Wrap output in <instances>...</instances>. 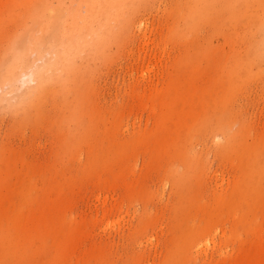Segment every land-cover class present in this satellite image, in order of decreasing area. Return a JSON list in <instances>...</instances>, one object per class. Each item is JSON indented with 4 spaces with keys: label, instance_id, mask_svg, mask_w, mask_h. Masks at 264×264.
<instances>
[{
    "label": "rangeland",
    "instance_id": "374dc122",
    "mask_svg": "<svg viewBox=\"0 0 264 264\" xmlns=\"http://www.w3.org/2000/svg\"><path fill=\"white\" fill-rule=\"evenodd\" d=\"M0 264H264V0H0Z\"/></svg>",
    "mask_w": 264,
    "mask_h": 264
}]
</instances>
